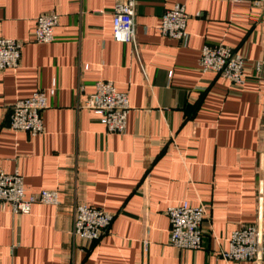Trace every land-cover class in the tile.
Wrapping results in <instances>:
<instances>
[{
	"label": "crops",
	"instance_id": "obj_1",
	"mask_svg": "<svg viewBox=\"0 0 264 264\" xmlns=\"http://www.w3.org/2000/svg\"><path fill=\"white\" fill-rule=\"evenodd\" d=\"M117 1L0 0V37L23 43L19 65L0 71V171L18 172L26 194L56 190L59 199L0 212V264H255L217 253L235 228L264 232V82L252 70L264 56V12L247 0H136L135 48L112 37ZM177 4L188 15L185 42L159 31ZM50 11L54 40L36 43V19ZM206 44L245 56L240 86L199 71ZM96 81L128 95L123 133L76 109ZM37 90L47 93L43 134L12 131L10 107ZM184 202L209 216L196 251L168 240L165 211ZM77 204L114 215L98 241L72 233Z\"/></svg>",
	"mask_w": 264,
	"mask_h": 264
},
{
	"label": "built area",
	"instance_id": "obj_2",
	"mask_svg": "<svg viewBox=\"0 0 264 264\" xmlns=\"http://www.w3.org/2000/svg\"><path fill=\"white\" fill-rule=\"evenodd\" d=\"M251 5L264 12V0H247ZM136 0H119L112 10V37L116 41L135 44ZM188 15L183 5L177 4L167 9L161 16L159 31L161 35L185 42L187 40ZM58 23L55 12L40 14L35 22L33 41L51 43L54 28ZM23 43L15 39L0 37V71L14 69L19 65ZM245 56L223 44L203 45L198 59V69L202 73H213L240 86L244 81ZM255 80L264 82V56L252 64ZM54 82L48 92L54 94ZM48 107L47 93L42 90L33 92L29 97L15 101L9 110L8 128L22 131L30 137L43 134L42 112ZM129 99L110 81H96L93 91L76 109L90 111L98 116V121L108 133H123L129 113ZM262 194V191H259ZM57 205L56 190H41L26 194L23 178L18 173L0 171V212L9 211L15 215L29 213L33 204ZM165 214L169 222V244L177 249L199 250L203 242V224L209 218L205 206H190L187 203L167 207ZM114 215L86 204H77L72 217V233L79 239L91 244L98 241L108 230ZM217 257L224 261H264V232L259 223L235 228L229 236L226 249H220Z\"/></svg>",
	"mask_w": 264,
	"mask_h": 264
}]
</instances>
